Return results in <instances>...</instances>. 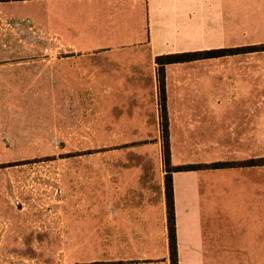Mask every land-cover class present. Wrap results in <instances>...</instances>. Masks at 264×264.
<instances>
[{"label": "crops", "instance_id": "0c3cea01", "mask_svg": "<svg viewBox=\"0 0 264 264\" xmlns=\"http://www.w3.org/2000/svg\"><path fill=\"white\" fill-rule=\"evenodd\" d=\"M93 1L95 15H106L107 23L125 22L129 10L134 15L132 22L146 19L148 38L136 40L114 35L80 40L78 45L69 44L74 52L48 60L47 92L64 95L62 140L69 143L157 140L161 137V112L156 58L168 54V34L182 36L189 32L188 23L196 14L194 9L201 3L204 13H212L214 1L88 0V3L93 5ZM154 21L159 29L157 39L153 37ZM96 42L102 48L90 52H80L77 48ZM257 58L260 60L261 56L253 52L178 64L189 68L191 73L189 85L175 83L177 92L169 90L171 66L165 67V108L172 156L176 140L173 127L186 130V127L204 126L208 165L264 158L263 85L255 82L241 87L230 85L229 65L222 66L226 72H222L221 86L213 80L211 85H206L205 73L196 70L201 64L221 59L257 61ZM239 68L254 71L255 78L257 73L261 75V65ZM182 70L179 77L189 72ZM232 94H237L235 100ZM192 135L189 130L183 131L185 155L180 154L184 157L198 155V144H191L198 141ZM225 141L236 142L237 152L247 151L241 160H215L219 143ZM109 147L94 154L113 156L117 150ZM142 169L119 167L112 162L103 164L101 160L94 167H85V172L80 171L79 199L70 211H80L81 205L85 210L75 216L70 212L64 219L66 243L69 248L76 247L80 254V260L71 264H170L164 192L166 172L157 190L152 192ZM172 185L178 264H182V240L192 251L205 253L206 264H264V165L173 173ZM233 190L242 192L236 200L239 213L235 220L237 232L232 238L231 219L224 207L233 201L230 198ZM201 201H207L205 219ZM215 201H218L217 215ZM87 249L93 256L83 261L81 257ZM231 254L236 255L232 258L236 260L226 261L224 256Z\"/></svg>", "mask_w": 264, "mask_h": 264}, {"label": "rangeland", "instance_id": "374dc122", "mask_svg": "<svg viewBox=\"0 0 264 264\" xmlns=\"http://www.w3.org/2000/svg\"><path fill=\"white\" fill-rule=\"evenodd\" d=\"M209 1H214L213 12L204 13L200 3L194 9L196 14L193 20L188 23L189 32L182 36L172 32L168 34L166 55L264 44V0ZM94 7L95 2L92 5L88 0H0V264H71L80 260L77 248H69L66 243L64 219L69 216L73 203L79 199L78 178L80 171L85 172V167H94L101 160L103 164L112 162L119 167H142L147 178L146 185L152 192L157 190L158 182L166 172L160 136L150 142L69 143L62 140L64 95L47 92L45 78L50 64L48 60L52 56L74 52L69 44L78 45L80 40L106 39L114 35L136 40L148 38L146 19L132 22L134 15L129 10L125 22L107 23L106 15H95ZM158 32L154 21L155 39ZM98 44L77 48L80 52H90L102 48ZM254 53L260 55L261 59H221L219 62L201 64L196 70L205 73L206 85H211L210 81L213 80L215 85L221 86L222 72H226L222 71V66L229 65L227 79L230 85L241 87L255 82L264 88V51ZM255 64L262 67L261 75L257 73L256 78L254 71L239 68ZM177 65H170L168 70L171 92H177V87L174 90L175 83L181 81L183 85L190 84L191 70ZM182 69L189 72L179 77ZM232 95V100H235L237 94ZM158 105L160 108V91ZM173 128L176 140L172 145L173 156L169 142L170 166L173 167L172 163H182L177 166L208 165L206 127H186L193 133V140L198 141L191 144L199 146L197 157L191 158L181 155H185L183 145L186 143L182 141V136L186 130L180 126ZM219 144V151L214 154L218 161H238L247 152H237L234 141ZM109 145V148L117 150L113 156L94 154ZM69 156H72L70 160ZM259 160L264 163V158ZM241 192L233 190L230 197L233 201L224 207L226 216L229 215L231 219L229 232L232 238L237 232L235 220L239 203L236 200ZM217 203L215 201L216 215L219 210ZM206 208L207 201H201L204 219ZM84 210L85 207L81 205L80 211L71 213L74 216L82 215ZM182 242V264H206L205 253L201 255L198 251H192ZM92 256L87 249L81 258L86 261ZM224 257L226 261L236 260L232 259L236 257L234 254Z\"/></svg>", "mask_w": 264, "mask_h": 264}, {"label": "trees", "instance_id": "16d2710c", "mask_svg": "<svg viewBox=\"0 0 264 264\" xmlns=\"http://www.w3.org/2000/svg\"><path fill=\"white\" fill-rule=\"evenodd\" d=\"M10 1V0H1ZM264 51V44L256 46H243L234 48L211 49L204 51L183 52L176 54L164 55L156 58L158 65V84L160 91V112H161V145L164 152V164L166 168V175L164 178V191L166 202V218H167V239H168V252L170 264H178V250L176 238V225H175V212L173 200V185L172 174L196 171L204 168H227V167H248L254 165H264L260 160H246L241 162H228L217 163L211 165H188V166H170V153H169V130H168V117L165 108V90H164V70L163 67L173 64L189 63L206 59H217L226 56H232L244 53H253Z\"/></svg>", "mask_w": 264, "mask_h": 264}]
</instances>
